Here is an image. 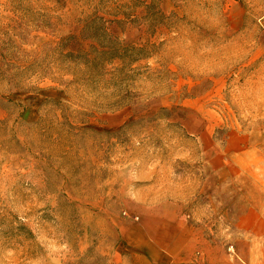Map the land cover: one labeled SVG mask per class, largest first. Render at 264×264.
<instances>
[{
  "label": "rangeland",
  "instance_id": "1",
  "mask_svg": "<svg viewBox=\"0 0 264 264\" xmlns=\"http://www.w3.org/2000/svg\"><path fill=\"white\" fill-rule=\"evenodd\" d=\"M137 194L264 206V0H0V264H103Z\"/></svg>",
  "mask_w": 264,
  "mask_h": 264
},
{
  "label": "crops",
  "instance_id": "2",
  "mask_svg": "<svg viewBox=\"0 0 264 264\" xmlns=\"http://www.w3.org/2000/svg\"><path fill=\"white\" fill-rule=\"evenodd\" d=\"M139 196L128 201L137 220L124 222L122 238L110 244L103 264H264L263 205L237 210L233 231L219 238L198 235L182 203H151ZM89 246L84 241L80 249ZM91 260L85 263L94 264Z\"/></svg>",
  "mask_w": 264,
  "mask_h": 264
},
{
  "label": "trees",
  "instance_id": "3",
  "mask_svg": "<svg viewBox=\"0 0 264 264\" xmlns=\"http://www.w3.org/2000/svg\"><path fill=\"white\" fill-rule=\"evenodd\" d=\"M141 49H144V47H142ZM104 54H108L111 55V58H118L120 60H123V55H119V51L116 49H110V52H106Z\"/></svg>",
  "mask_w": 264,
  "mask_h": 264
}]
</instances>
